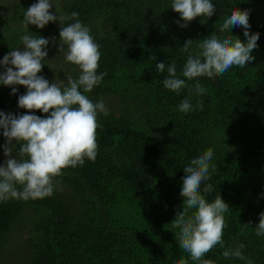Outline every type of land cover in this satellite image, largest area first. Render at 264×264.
<instances>
[{
	"label": "trees",
	"instance_id": "1",
	"mask_svg": "<svg viewBox=\"0 0 264 264\" xmlns=\"http://www.w3.org/2000/svg\"><path fill=\"white\" fill-rule=\"evenodd\" d=\"M37 2L19 0L0 16V61L23 47L21 35L49 39L39 75L63 88L67 75L77 79L80 69L59 51V20L44 29L25 28V10ZM212 2L211 18L202 23L204 18L197 17L181 27L184 21L171 8L172 0H52L53 14L77 12L100 46L103 80L86 95L94 103L103 100L108 114H98L95 162L86 159L83 166L65 169L51 196L0 202V264L7 263L11 244L18 247L14 264H198L179 247L180 230L172 222L183 207V169L207 149L213 150L215 170L204 184L213 192L203 193L202 184L201 193L209 202L220 195L229 205L224 245L244 244L247 259H225L219 246L205 259L264 264V236L255 234L264 212V0ZM234 8L248 10L249 32L260 34L255 60L223 75L197 78L206 89L203 95L196 93L194 80H186L188 87L179 94L166 89L167 71L160 73L156 64L175 62L185 79L181 73L189 53L180 48L188 40L193 55L214 31L247 42L243 27L219 32ZM14 87L15 94L0 85V111L46 117L21 109L18 98L27 89ZM184 99L192 104L188 113L179 111ZM20 147L14 144V158Z\"/></svg>",
	"mask_w": 264,
	"mask_h": 264
},
{
	"label": "clouds",
	"instance_id": "2",
	"mask_svg": "<svg viewBox=\"0 0 264 264\" xmlns=\"http://www.w3.org/2000/svg\"><path fill=\"white\" fill-rule=\"evenodd\" d=\"M53 6L52 0H38L32 4L25 10L24 26L26 29L29 25L44 29L50 22L59 20V51L64 53L66 62L80 69V75L77 79L67 75L63 88L39 75L44 67L43 61L48 57L46 49L50 43L49 39L41 36L21 35L23 50L21 47L11 49L0 61L4 68L0 71V85L12 87L13 94L18 91L14 87L16 85L27 89L19 96L18 106L29 113L40 111L46 114L41 118L35 114L17 116L0 111V129L7 140L4 155L8 157L0 165V202L51 196L57 178L65 169L83 166L86 159L95 162L97 157L98 114L108 113L103 100L94 103L86 93L103 80V74H98L100 46L90 29L79 20L77 12L67 17L56 15L51 12ZM171 8L184 21L181 27H187L197 17H203L202 23L206 22L216 12L212 0H172ZM249 15L248 10L234 8L219 28V32L224 33L231 32L233 27H243L247 42L238 37L235 40L231 36L222 38L214 31L201 40L199 51L193 55L189 52L193 41L188 40L180 48L182 52L189 53L181 73L185 79L178 76L175 62L167 67L165 62H157L156 68L160 73L167 71L164 87L179 94L188 87L186 80H194L196 93L203 95L206 89L197 78H213L234 66L243 68L254 61L252 53L258 47L260 34L249 32ZM65 20L73 22L65 25ZM197 107L202 109V104ZM191 110L192 104L184 99L179 111L188 113ZM13 142L21 144L15 158ZM213 155V150L207 149L184 167L180 192L183 207L172 222L180 230L177 236L179 247L198 264H213L205 256L216 246L225 248L223 235L227 224L224 214L228 212L229 205L220 195L209 202L201 193V185L210 179V169L215 170V165L210 163ZM212 192V185L204 184L203 193ZM259 215L255 234L264 236V212ZM244 247L241 243L234 249L225 248L222 255L225 259L246 260L242 252ZM181 264H187V261L182 260ZM248 264L252 262L249 260Z\"/></svg>",
	"mask_w": 264,
	"mask_h": 264
},
{
	"label": "rangeland",
	"instance_id": "3",
	"mask_svg": "<svg viewBox=\"0 0 264 264\" xmlns=\"http://www.w3.org/2000/svg\"><path fill=\"white\" fill-rule=\"evenodd\" d=\"M2 1H4L5 4L0 5V16L1 17L4 15V13H6V11H8V9L10 7L9 4L19 2V0H2ZM21 50H23V47L21 48ZM58 55H60V54H58ZM7 159H8V157H6L4 155V145H1V143H0V165H3ZM17 248L18 247L14 244L10 245V247H9L10 251H8L6 254L7 258L5 257L7 259L6 264H14V262L19 258V256H17V254L14 253V251L17 250Z\"/></svg>",
	"mask_w": 264,
	"mask_h": 264
}]
</instances>
